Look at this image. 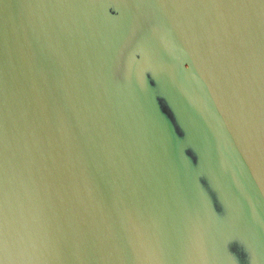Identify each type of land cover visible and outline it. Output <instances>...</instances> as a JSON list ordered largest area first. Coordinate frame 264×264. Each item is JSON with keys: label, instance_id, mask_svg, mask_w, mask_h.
<instances>
[{"label": "water", "instance_id": "95a60500", "mask_svg": "<svg viewBox=\"0 0 264 264\" xmlns=\"http://www.w3.org/2000/svg\"><path fill=\"white\" fill-rule=\"evenodd\" d=\"M0 264H264V0H0Z\"/></svg>", "mask_w": 264, "mask_h": 264}]
</instances>
